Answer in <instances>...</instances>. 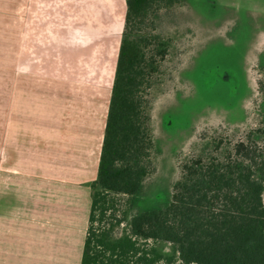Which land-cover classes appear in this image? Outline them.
Wrapping results in <instances>:
<instances>
[{
    "label": "crops",
    "instance_id": "crops-1",
    "mask_svg": "<svg viewBox=\"0 0 264 264\" xmlns=\"http://www.w3.org/2000/svg\"><path fill=\"white\" fill-rule=\"evenodd\" d=\"M94 2L0 0V59L15 44L17 70L40 81L20 89L34 91L24 98L33 113L18 105L6 118L2 149L13 157L1 162L0 264L82 262L123 36L109 33L114 2ZM19 10L32 11L31 20L18 18L10 37L7 18Z\"/></svg>",
    "mask_w": 264,
    "mask_h": 264
},
{
    "label": "trees",
    "instance_id": "trees-1",
    "mask_svg": "<svg viewBox=\"0 0 264 264\" xmlns=\"http://www.w3.org/2000/svg\"><path fill=\"white\" fill-rule=\"evenodd\" d=\"M126 1L81 264H264V144L253 132L213 139L184 161L165 207L120 212L119 196L138 195L155 171L151 90L170 47L158 21L185 0Z\"/></svg>",
    "mask_w": 264,
    "mask_h": 264
},
{
    "label": "rangeland",
    "instance_id": "rangeland-1",
    "mask_svg": "<svg viewBox=\"0 0 264 264\" xmlns=\"http://www.w3.org/2000/svg\"><path fill=\"white\" fill-rule=\"evenodd\" d=\"M108 1L114 2L117 19L109 33L116 35L124 28L127 1ZM91 4L96 9L94 0H89ZM31 14L9 12L10 37L16 20H31ZM69 14L77 19L75 9ZM87 16L93 17L91 10ZM158 24L170 38V47L151 90L155 171L138 195L119 196L120 212L126 208L128 219L136 212L168 205L182 163L200 154L213 139H246L253 132L264 144V133L257 132L264 131V0H185L164 9ZM12 47L9 58L0 59V173L1 162L13 157L12 147L2 149L7 115H16L18 105L21 114H32L24 98L34 91L20 89L40 82L17 70L15 44ZM114 71L105 70L110 78ZM45 94L43 99L48 97ZM126 225L127 220L116 226L115 234L121 235ZM158 246L173 254L171 244L160 241Z\"/></svg>",
    "mask_w": 264,
    "mask_h": 264
}]
</instances>
